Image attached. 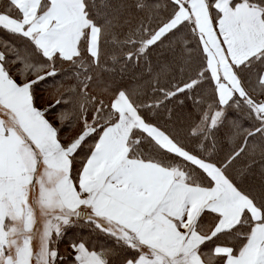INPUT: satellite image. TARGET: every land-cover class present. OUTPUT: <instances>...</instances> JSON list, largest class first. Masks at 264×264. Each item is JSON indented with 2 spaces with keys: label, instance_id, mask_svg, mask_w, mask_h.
<instances>
[{
  "label": "snow or ice",
  "instance_id": "snow-or-ice-1",
  "mask_svg": "<svg viewBox=\"0 0 264 264\" xmlns=\"http://www.w3.org/2000/svg\"><path fill=\"white\" fill-rule=\"evenodd\" d=\"M0 264H264V0H0Z\"/></svg>",
  "mask_w": 264,
  "mask_h": 264
},
{
  "label": "trees",
  "instance_id": "trees-1",
  "mask_svg": "<svg viewBox=\"0 0 264 264\" xmlns=\"http://www.w3.org/2000/svg\"><path fill=\"white\" fill-rule=\"evenodd\" d=\"M152 59L153 61H155L156 59V53H153L152 55ZM139 71V70H137ZM193 73H189V75H192ZM48 85H41L40 89L41 92L38 93L39 95L42 96H47V92L43 91V89L47 88ZM203 92L205 95L210 96V92L211 89L209 88V86L207 84H205L203 86ZM209 102H211V100H209ZM47 104V101H45L44 99H41L38 101L37 106L38 107H45ZM169 107H173L172 104L169 105ZM181 114V109L180 107H174V116H173V120H175V115H179ZM184 115H186V110H184L183 112ZM233 115H235V112H233ZM51 119V117H49ZM168 119V113L167 112H162L161 115V119L160 122L164 123L165 120ZM54 123L57 124V126H59V122L58 121H54ZM61 135H65V132H61ZM185 144L191 148V149H195L197 146L195 143H190L187 138H185ZM232 147V145L230 143H228L227 141L222 142L221 144L218 145L217 147V151L216 154L214 156V159H222L223 156L230 150V148ZM245 163V158L242 157L240 160H238L236 162V164L233 166V168L230 170V174L237 176V173L239 171V169L241 167H243ZM238 181H241L242 179V186L245 188H249L252 186H256L259 185V183L261 182V175H260V166L259 164L254 165L251 172H248L243 178L237 176ZM80 230L78 229H73V230H69L67 236H65L64 241L59 243L58 247H59V251L61 253V255H66L68 252L71 251L70 247L68 246L67 241L73 236V234H79ZM84 235L87 236V231H84Z\"/></svg>",
  "mask_w": 264,
  "mask_h": 264
}]
</instances>
